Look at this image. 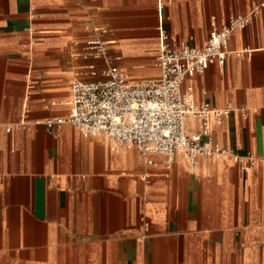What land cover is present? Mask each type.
<instances>
[{
    "label": "crops",
    "instance_id": "obj_1",
    "mask_svg": "<svg viewBox=\"0 0 264 264\" xmlns=\"http://www.w3.org/2000/svg\"><path fill=\"white\" fill-rule=\"evenodd\" d=\"M261 0H0V264H264V6ZM162 6V7H161ZM253 12L224 63L185 83L229 152L170 170L136 145L66 119L93 25L133 80L160 76L159 23L202 46L213 21ZM88 78L97 77L87 75ZM200 122L187 118V130ZM252 158L253 161H249ZM150 175L143 178V175Z\"/></svg>",
    "mask_w": 264,
    "mask_h": 264
},
{
    "label": "built area",
    "instance_id": "obj_2",
    "mask_svg": "<svg viewBox=\"0 0 264 264\" xmlns=\"http://www.w3.org/2000/svg\"><path fill=\"white\" fill-rule=\"evenodd\" d=\"M262 6L264 0L257 8ZM255 11L256 8L249 13L232 15L221 26L213 21L209 37L202 46L177 42L160 17L157 65L161 73L158 77L140 80L131 79L122 67L114 64L113 60L119 56L112 57L109 46L115 40L105 37L107 28L93 25L87 38L72 41V55L101 59L105 64L98 67L96 63H89L75 69L70 115L58 121L71 122L84 135L103 134L117 144L136 145L148 164L153 163L154 155H162L167 170L172 168L178 155L195 170L201 157L227 154L229 151L213 135L211 117L221 123L231 107L220 108L207 101H197L193 85H184L212 63H224L233 52L229 42L234 31L247 27ZM188 117L200 122L199 130L188 132ZM149 177V174L143 175V178Z\"/></svg>",
    "mask_w": 264,
    "mask_h": 264
}]
</instances>
